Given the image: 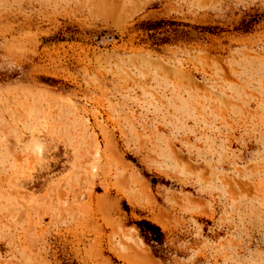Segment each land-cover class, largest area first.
<instances>
[{
	"label": "rangeland",
	"instance_id": "1",
	"mask_svg": "<svg viewBox=\"0 0 264 264\" xmlns=\"http://www.w3.org/2000/svg\"><path fill=\"white\" fill-rule=\"evenodd\" d=\"M0 264H264V0H0Z\"/></svg>",
	"mask_w": 264,
	"mask_h": 264
}]
</instances>
